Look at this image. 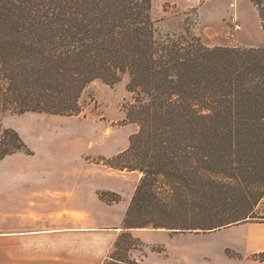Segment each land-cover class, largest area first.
<instances>
[{"label": "trees", "instance_id": "obj_1", "mask_svg": "<svg viewBox=\"0 0 264 264\" xmlns=\"http://www.w3.org/2000/svg\"><path fill=\"white\" fill-rule=\"evenodd\" d=\"M251 2L264 32V0ZM151 9L152 0H0V113L75 115L89 84L127 77L126 119L138 131L104 159L140 174L121 236L212 232L259 218L264 49L210 46L190 28L158 37ZM18 151L32 154L4 129L0 161ZM254 256L264 262V251Z\"/></svg>", "mask_w": 264, "mask_h": 264}, {"label": "rangeland", "instance_id": "obj_2", "mask_svg": "<svg viewBox=\"0 0 264 264\" xmlns=\"http://www.w3.org/2000/svg\"><path fill=\"white\" fill-rule=\"evenodd\" d=\"M151 16L158 37L190 28L210 46L264 49V32L251 0H152ZM127 84V77L114 84L95 80L81 95L80 112L71 116L1 112L0 137L4 129L13 128L32 154L18 151L0 161V207L11 185L71 180L88 193L91 189L94 200L116 205L111 209L112 220H121L140 174L113 169L104 159L127 149L138 131V125L126 119L124 105L131 99ZM102 192H109L108 200L100 198ZM116 196L118 202L109 201ZM257 211L259 218L246 223H264L263 199ZM240 227L179 234L133 228L139 229L136 235L130 230L133 241L121 236L123 230L120 249L114 247L105 264H264L249 255ZM256 232L264 233V229Z\"/></svg>", "mask_w": 264, "mask_h": 264}, {"label": "crops", "instance_id": "obj_3", "mask_svg": "<svg viewBox=\"0 0 264 264\" xmlns=\"http://www.w3.org/2000/svg\"><path fill=\"white\" fill-rule=\"evenodd\" d=\"M68 176L71 171H67ZM140 177V176H139ZM71 180L6 187L0 207V264H105L126 215ZM240 227L249 255L264 251V223ZM139 229H131L136 235ZM218 232V231H217ZM142 263H145L142 262Z\"/></svg>", "mask_w": 264, "mask_h": 264}, {"label": "built area", "instance_id": "obj_4", "mask_svg": "<svg viewBox=\"0 0 264 264\" xmlns=\"http://www.w3.org/2000/svg\"><path fill=\"white\" fill-rule=\"evenodd\" d=\"M234 21H235V19H234ZM236 28L241 29V25L236 23ZM263 200H264V198H263Z\"/></svg>", "mask_w": 264, "mask_h": 264}]
</instances>
